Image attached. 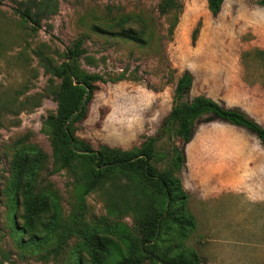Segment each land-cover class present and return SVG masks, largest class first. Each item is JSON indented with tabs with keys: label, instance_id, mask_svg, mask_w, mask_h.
<instances>
[{
	"label": "rangeland",
	"instance_id": "rangeland-1",
	"mask_svg": "<svg viewBox=\"0 0 264 264\" xmlns=\"http://www.w3.org/2000/svg\"><path fill=\"white\" fill-rule=\"evenodd\" d=\"M25 1L29 0H0V263L80 264L83 260L89 264L79 231L110 225L142 236L140 212L150 205L167 208V200L136 175L113 173L85 195L80 213L91 164L79 157L73 168L61 167L53 154L47 120L58 113L50 80L61 82L51 67L68 61L67 52L82 39L86 53L77 61L79 70L99 73L106 81L96 84L94 99L73 124V134L89 143L94 153L103 145L137 149L147 137H158L159 160L152 162L167 172L176 171L172 160L179 149L185 157L174 175L189 194L186 210L195 216L196 226L181 213L176 222L164 217L152 250L168 257L197 250L204 264H264V203L231 192L202 195L196 177L201 169L198 157L203 155L205 163L211 157L209 131H219L232 136L246 152L243 161L249 169L244 173L254 174L245 181L251 185L263 179L264 165L256 164L264 160L260 139L249 130L206 116L186 143L176 135V127L162 132L185 71L194 76L190 97H212L264 125L261 0H225L217 15L208 0H176L167 12L160 8L162 0H54L37 30L20 15ZM123 27L142 32L145 40L115 34ZM21 147L43 152L37 190L54 200L57 208L51 232L38 242L23 232V198L11 190L12 162ZM125 254L124 245L116 240L105 264H119ZM142 264L161 263L144 258Z\"/></svg>",
	"mask_w": 264,
	"mask_h": 264
},
{
	"label": "trees",
	"instance_id": "trees-1",
	"mask_svg": "<svg viewBox=\"0 0 264 264\" xmlns=\"http://www.w3.org/2000/svg\"><path fill=\"white\" fill-rule=\"evenodd\" d=\"M225 0H208L209 9L217 15L223 7ZM24 4L19 11L20 15L31 22L33 30H37L44 14H50L49 10L54 0H36L22 2ZM264 5V0H261ZM176 5V0H162L160 8L167 12ZM198 28L194 31L196 38ZM115 34L137 42L145 40L143 33L133 28L124 27ZM83 40L79 39L67 52L68 61L60 65H53L51 71L54 76L60 78V84L50 80V94L58 101V113L48 118L47 123L51 127L53 154L56 162L63 168H73L74 162L79 157H84L91 164L88 180L84 189V196L80 203V213L85 206V195L95 190L106 175L122 173L126 176H137L140 182L150 188L155 194L167 200V208L163 211L156 205H150L140 212L139 227L142 236H135L123 228H94L79 231V236L84 240L83 252L87 254L89 264H105L112 256L114 243L120 241L126 254L119 264H142L144 258L151 262L161 264H204V260L197 250H191L188 255L181 253L172 256H160L152 250L155 246L154 238H159L163 218H171L173 222L186 215L192 227L196 226V218L188 210L189 194L185 190L181 178L174 173L181 170L185 157L179 149L175 160H172L173 169L165 171L152 162L159 160L156 150L158 137L149 136L137 149H123L103 145L102 149L94 153L91 145L80 141L73 134V124L88 112L89 106L95 96L96 84L106 81L99 73H88L79 70L77 61L86 53L82 48ZM77 82V83H76ZM194 82V76L190 71H185L179 78L173 95V106L165 118L162 132L165 128H175L176 135L183 143L191 140L196 125L207 117L208 120L220 119L230 124L243 127L253 132L264 145V125L252 118L239 108H229L222 105L212 97L204 94L190 97V90ZM44 154L40 149L18 148L15 152L12 170L14 180L11 190L14 194L23 198V232L31 241L38 242L51 232V226L57 217L56 203L47 194L37 190V177L39 170L43 168ZM113 202V200H112ZM181 202V203H180ZM114 204L119 201L113 202ZM180 203L181 208L176 204ZM179 209V210H177ZM180 210L182 212H180ZM1 264V263H0ZM80 264H84L83 260Z\"/></svg>",
	"mask_w": 264,
	"mask_h": 264
},
{
	"label": "crops",
	"instance_id": "crops-1",
	"mask_svg": "<svg viewBox=\"0 0 264 264\" xmlns=\"http://www.w3.org/2000/svg\"><path fill=\"white\" fill-rule=\"evenodd\" d=\"M208 138L210 141V160L205 163L201 161L203 155L198 157L201 162V167L199 166L201 169L197 170L198 175L196 177L200 180L202 195H224L231 192L236 193V195H245L252 202L264 203V177L255 180L251 185L245 181L248 177H253L254 173L251 175L250 172L249 176L244 173L249 168L246 160L243 161L246 152L240 147L239 142L233 141L232 136L219 131H209ZM212 154L214 155L212 156ZM263 162L264 160L257 161L256 164L257 166L264 165Z\"/></svg>",
	"mask_w": 264,
	"mask_h": 264
},
{
	"label": "water",
	"instance_id": "water-1",
	"mask_svg": "<svg viewBox=\"0 0 264 264\" xmlns=\"http://www.w3.org/2000/svg\"><path fill=\"white\" fill-rule=\"evenodd\" d=\"M77 83V82H76Z\"/></svg>",
	"mask_w": 264,
	"mask_h": 264
}]
</instances>
